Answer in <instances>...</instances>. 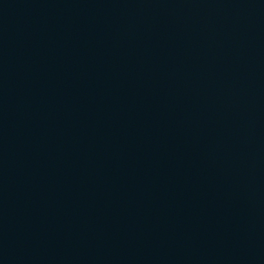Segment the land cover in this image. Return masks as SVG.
I'll list each match as a JSON object with an SVG mask.
<instances>
[{
	"label": "water",
	"instance_id": "obj_1",
	"mask_svg": "<svg viewBox=\"0 0 264 264\" xmlns=\"http://www.w3.org/2000/svg\"><path fill=\"white\" fill-rule=\"evenodd\" d=\"M0 264H264V0H0Z\"/></svg>",
	"mask_w": 264,
	"mask_h": 264
}]
</instances>
